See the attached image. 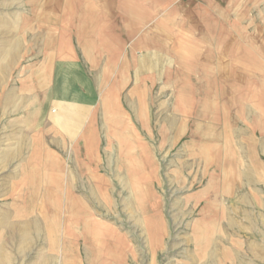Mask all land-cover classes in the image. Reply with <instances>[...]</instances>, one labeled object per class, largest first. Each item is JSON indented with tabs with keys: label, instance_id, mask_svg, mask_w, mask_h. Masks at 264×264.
<instances>
[{
	"label": "rangeland",
	"instance_id": "374dc122",
	"mask_svg": "<svg viewBox=\"0 0 264 264\" xmlns=\"http://www.w3.org/2000/svg\"><path fill=\"white\" fill-rule=\"evenodd\" d=\"M192 1L173 8L176 18L160 20L167 33L180 35L170 46L191 50L159 62L153 91L140 86L143 163L136 173L135 165L118 162L129 149H117L115 159L101 148L103 162L79 170L71 148L43 147L48 143L45 117H38L40 131L30 132V98L19 92L26 63L53 29L82 22L79 12L101 9L109 15L114 0H0V264H264V237L254 223L259 205L250 208L251 197L258 200L257 186L242 180L233 162H225L226 171L211 170L213 165L196 159L183 143L161 147L162 125H175L188 109L193 115L201 110L205 126L224 123L221 107L234 120L244 104L264 103V0ZM166 38L172 40L173 34ZM188 54L214 57L220 67H195ZM163 70L172 72L167 83ZM222 75L235 81L225 82ZM17 122L22 127L17 138L23 136L26 144L19 157L9 159L2 140L12 138ZM148 123L152 127L146 131ZM146 142L154 148V196L166 229L156 251L148 250V239L137 228L145 220L141 204L149 200ZM54 158L60 162L53 163ZM66 206L70 211H63Z\"/></svg>",
	"mask_w": 264,
	"mask_h": 264
},
{
	"label": "crops",
	"instance_id": "0c3cea01",
	"mask_svg": "<svg viewBox=\"0 0 264 264\" xmlns=\"http://www.w3.org/2000/svg\"><path fill=\"white\" fill-rule=\"evenodd\" d=\"M198 1L201 0L192 2L196 4ZM183 2L184 0H114V10L109 15L107 11L101 12V9L79 12L77 19L82 22L75 23L72 28L69 24L66 30H52L43 46L39 49L36 47L37 56L34 55L26 63L28 74H25L19 89L20 94L30 98L28 107L33 109L29 113L30 132L38 133V117H45L43 122L46 126L43 131L48 143H42L43 147H55L61 151L71 148V161L78 165L79 170L86 168L89 163L101 164V148L105 149V154L115 159L118 156L115 155L117 149H129V155L118 162L135 165L138 173V165L143 163L139 156V144L142 142L139 140L140 86L144 91H153L158 74L155 70L159 69V62L172 57V53L191 50L182 48L180 44L177 47L174 44L173 47L170 46L180 35L178 31L167 33L163 23H160V20L176 18L172 10ZM170 34H173V41L171 37L169 40L166 38ZM193 47L195 46L192 49ZM210 50L213 53L215 48ZM228 51L230 50L226 49ZM187 58V61L196 62L195 67H220L217 64L219 61L214 60V57L206 56L203 59L202 55H198L192 59L191 54H188ZM223 60H229V56L226 55ZM231 61H234L233 55L230 57ZM171 75L172 72L163 70V83H167ZM214 76L219 77V73L216 72ZM222 77L225 82L235 81L234 78L228 79L229 76ZM191 98L197 104L199 97L195 95ZM254 105L244 104L241 114L235 115L234 120L231 111L229 114V109L221 107L224 123L215 124L212 121L205 126L201 110L195 111L194 115L190 109L179 113L178 123L172 126L162 125L161 147L183 143L182 147L193 151L196 159L213 165L211 170L215 168L226 171L225 162H233L236 170L241 173L242 180L245 179L251 187L257 186L259 190L258 200L254 195L251 197L250 208L255 209L259 205V220L254 223H257L260 235L264 237V103ZM126 107L130 113L126 111ZM193 119L194 125L190 123ZM151 127V124H146V131ZM141 129L143 131L144 127ZM21 132V124L17 122L12 138L6 136L2 140L10 150L6 153V158L15 159L21 154V149L26 144L23 136L17 138ZM218 132L221 134H217ZM145 144L147 159L144 162L152 167L146 176L148 182L145 194L149 196V200L146 204H141V211H146L144 223L136 224L148 239V250L156 251L161 247L166 229L160 223L159 201L154 196L157 180L154 148L149 142ZM52 162L57 164L60 160L54 158ZM130 186L133 188L132 184ZM135 187V194H138V185ZM49 190L47 195L51 196V208L55 209V194L51 188ZM35 191L32 190L31 193L38 195ZM70 209L66 206L63 211ZM78 211L83 212V209ZM49 223H53L52 227L55 226L51 218Z\"/></svg>",
	"mask_w": 264,
	"mask_h": 264
}]
</instances>
